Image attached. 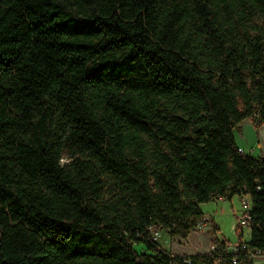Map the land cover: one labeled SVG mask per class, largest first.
I'll list each match as a JSON object with an SVG mask.
<instances>
[{"label":"trees","instance_id":"1","mask_svg":"<svg viewBox=\"0 0 264 264\" xmlns=\"http://www.w3.org/2000/svg\"><path fill=\"white\" fill-rule=\"evenodd\" d=\"M251 114L264 0H0V264H231L199 203L234 195L264 249V157L233 136ZM198 220L206 253L157 240Z\"/></svg>","mask_w":264,"mask_h":264},{"label":"rangeland","instance_id":"2","mask_svg":"<svg viewBox=\"0 0 264 264\" xmlns=\"http://www.w3.org/2000/svg\"><path fill=\"white\" fill-rule=\"evenodd\" d=\"M254 114L243 118L239 124L233 128V136L236 145L241 147L243 151L251 153L252 155H260L264 157V125L259 126L256 130L251 124V118ZM67 161L64 157L60 162ZM108 194H104L103 199H109ZM199 208L205 218H209L216 226L217 231L215 236L218 239H223L226 243H234L237 241V235L240 234V240L248 239V227L236 225V218L240 214L241 205L240 198L237 196L228 199H221L220 197H213L211 200L200 202ZM197 231H189L183 238L178 236H169L164 230L157 233V240L163 243L166 248L172 250H181L190 252L186 248L191 243L196 244L199 249L195 253H206L210 251L209 239H206L208 234L206 231L211 228L209 222L198 220L196 222ZM187 235L189 239L186 240ZM134 249L137 251H144L145 247L141 243H133ZM194 253V254H195ZM264 260L262 261V263Z\"/></svg>","mask_w":264,"mask_h":264},{"label":"built area","instance_id":"3","mask_svg":"<svg viewBox=\"0 0 264 264\" xmlns=\"http://www.w3.org/2000/svg\"><path fill=\"white\" fill-rule=\"evenodd\" d=\"M240 205H241V210H240V214L236 218V225L239 226L240 228L242 227L249 228V220H250L249 210L251 207L250 198L247 195H242L240 197ZM157 233H155L156 236H158ZM247 240H240L238 242L236 241L234 243L224 244V248L226 252L230 254L231 264L237 263L240 253H242L243 256L250 261L249 264H264V262L262 263V261L264 260V249L249 247L246 243ZM213 248H214L213 245L210 244V250H212ZM213 264H219V263L215 261ZM244 264H248V263H244Z\"/></svg>","mask_w":264,"mask_h":264},{"label":"crops","instance_id":"4","mask_svg":"<svg viewBox=\"0 0 264 264\" xmlns=\"http://www.w3.org/2000/svg\"><path fill=\"white\" fill-rule=\"evenodd\" d=\"M238 148L243 151V149L240 146ZM188 239H189V235H187V237H186V240H188ZM206 239L207 240L209 239L208 236H206ZM248 239H249V228H248ZM160 245L162 246L163 249L168 250L171 253L179 254V255H191V254H194L195 253L194 252L195 250H198L199 249V247L196 244H194V243H191L189 246L186 247V248H189L190 249V252L188 251V249L186 251L176 250L177 249V246H176V249L175 250H172L171 248H169V249L166 248L163 243H160Z\"/></svg>","mask_w":264,"mask_h":264}]
</instances>
